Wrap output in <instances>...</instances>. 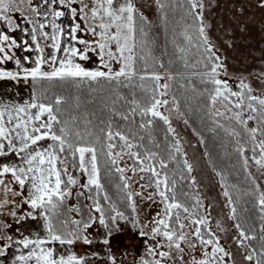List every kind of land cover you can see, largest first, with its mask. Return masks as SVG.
<instances>
[{
    "label": "snow or ice",
    "instance_id": "6c2138e0",
    "mask_svg": "<svg viewBox=\"0 0 264 264\" xmlns=\"http://www.w3.org/2000/svg\"><path fill=\"white\" fill-rule=\"evenodd\" d=\"M154 2L164 25L180 12L173 19V56L192 70L189 76L173 74L156 56L153 22L137 0H0V81L30 89L27 99L0 97V217L17 225L30 219L43 230L14 239L6 231L12 224L0 219V256L13 245L19 252L12 264H87L72 246L92 244L86 233L97 222L108 245L117 221L129 220L120 204L136 214L133 227L149 241L139 264H237L218 234L227 229L217 221L213 230L193 188V167L172 127L171 114L183 115L179 89L189 86L203 101L210 131L230 138L251 181L245 194L255 197L258 231L245 227L217 173L237 231L232 243L241 264H264V189L250 170L264 176V94L247 78L230 82L209 35L205 0ZM257 6L264 8V0ZM256 79L264 83V71ZM178 80L184 83L174 90ZM97 97L102 107L89 111ZM158 124L165 126L162 141L154 134ZM138 199L160 205L150 229L137 222Z\"/></svg>",
    "mask_w": 264,
    "mask_h": 264
},
{
    "label": "rangeland",
    "instance_id": "374dc122",
    "mask_svg": "<svg viewBox=\"0 0 264 264\" xmlns=\"http://www.w3.org/2000/svg\"><path fill=\"white\" fill-rule=\"evenodd\" d=\"M137 3L144 15L153 22L152 35L155 38V48L163 58V35L156 4L154 0H137ZM205 3L206 20L211 25L209 35L219 49L218 55L222 57L226 65L227 72L231 77L230 82L237 81L239 77L247 78L256 94H264V83L256 79V74L264 71V8L257 6V0H205ZM24 98H26V94H24ZM181 113L183 112L181 111ZM171 119L172 127L175 128L180 138L183 153L193 167L191 176L195 177L194 186L205 209L210 212L213 230L215 231L217 221H220L227 229L225 232L218 233L221 236V243L235 253L237 264H241L242 257L236 252L232 243V237L237 235V231L234 221L228 218L230 210L226 204V198L223 196L222 181L209 163L206 151L200 142V136L192 128L184 113L177 116L173 112ZM185 119L188 124L184 123ZM250 126H255L254 122H250ZM250 170L256 176L257 183L264 189V176L256 173L254 167ZM128 175L132 174L129 172ZM133 189L141 191L135 184H133ZM144 195L147 196L148 193L146 192ZM76 202L75 196L69 201L70 204ZM137 202L139 205L137 222L147 224L150 229L152 227L150 221L159 211L160 205L157 203L150 206V202L139 199ZM86 203L90 202L86 201ZM96 215L98 216V214ZM73 218L78 219L79 217L73 214ZM116 229L111 236L107 237L110 243L104 245L102 241L106 238L105 229L98 222L90 228L86 235L92 239L93 243L85 245L82 242V250L88 252L85 259L106 261L110 260L109 257L112 256L117 264H131L128 259L133 260V264H139L140 257L145 255V247L149 241L139 235V229L133 227L132 219L117 221ZM125 248H128L133 256L126 257L123 253Z\"/></svg>",
    "mask_w": 264,
    "mask_h": 264
},
{
    "label": "trees",
    "instance_id": "16d2710c",
    "mask_svg": "<svg viewBox=\"0 0 264 264\" xmlns=\"http://www.w3.org/2000/svg\"><path fill=\"white\" fill-rule=\"evenodd\" d=\"M180 12L177 11L174 16L169 17V22L167 25H164L160 20L159 13V22L163 35V44L164 48L162 50L163 61L166 67H169L173 74H182L184 76H189L192 73L191 69H182L181 63L175 60L173 56V44H172V29L178 27L173 23V19H178ZM167 52V55L164 53ZM155 54L157 57H161L158 54L157 49L155 48ZM173 59V65H168V60ZM184 83L182 80L174 82V90L179 89V85ZM193 83L196 85L197 89H201L203 86L199 84L198 80H193ZM75 92V89L71 90ZM89 97L87 93L84 94V99L87 100ZM178 98L181 101V111L184 113L185 117L188 119L192 128L196 133L203 139V147L206 151L207 158L209 163L218 173H222L225 177V181L229 187L233 198L236 200V206L238 208V214L241 220L246 219L245 227L255 226L259 229L260 220L258 210L253 207L255 203V197L251 195H246L251 188V181L245 179V174L241 168L242 161L238 157L237 153L234 151V144L228 136H226L222 131L212 132L210 131L214 125L207 119L206 109L204 108L203 101L198 97L197 93L191 91L189 86L186 89H179ZM89 111L99 110L102 106L99 102V97L96 98V103L94 105H86ZM84 110H80L81 112ZM105 118L107 117V112H104ZM164 127L162 124H158L154 134L159 140H163L164 136ZM186 177L188 174H185ZM191 176V174H190ZM192 177V176H191ZM220 180H221V176ZM105 183H107L105 181ZM187 187V184H186ZM196 191L195 186H193ZM109 194L113 196L114 200H118L119 197L116 193L114 185H108ZM197 192V191H196ZM90 202V201H89ZM105 204L107 202H104ZM120 210L125 211L129 215V219H132L134 213H131L130 209L124 207V205H118ZM247 209V211H243ZM79 219V218H78ZM256 243V242H254Z\"/></svg>",
    "mask_w": 264,
    "mask_h": 264
},
{
    "label": "crops",
    "instance_id": "0c3cea01",
    "mask_svg": "<svg viewBox=\"0 0 264 264\" xmlns=\"http://www.w3.org/2000/svg\"><path fill=\"white\" fill-rule=\"evenodd\" d=\"M2 27V25H0ZM16 37L21 36L19 32L14 34ZM9 68L13 67V65L9 64ZM26 89V90H25ZM29 88H26L22 83L20 85H15L12 82H3L0 81V97H3L4 99H16V100H22V99H27L29 95ZM19 92L20 95L16 96L15 93ZM24 94H26V98H24ZM19 198H17L18 200ZM0 219L6 220V222L12 224L11 229H7V234L12 235L14 239H20L22 238L20 236V232H23L24 235H28L31 238V235L33 232H40L42 233V225L39 222L32 221V220H27L26 222H23L21 225H17L14 223V221L11 219V217H0ZM19 229V231H17ZM5 241L0 240V247L4 245ZM22 247V246H20ZM57 247H59L57 245ZM72 250L77 253L79 256H83L86 258L88 256L87 251L82 250V241H79L75 243L72 246ZM25 252L27 251L26 249L24 250ZM19 255V252L17 251V246L13 245V247L6 249L5 255L0 256V264H12V261L14 258ZM87 264H111L110 260L106 261H101V260H87ZM117 264V262H116Z\"/></svg>",
    "mask_w": 264,
    "mask_h": 264
},
{
    "label": "built area",
    "instance_id": "2783aa9c",
    "mask_svg": "<svg viewBox=\"0 0 264 264\" xmlns=\"http://www.w3.org/2000/svg\"><path fill=\"white\" fill-rule=\"evenodd\" d=\"M124 255L126 257H130V256H133L132 252L128 249V248H125L124 251H123ZM130 261L131 264H133V260L131 259H128Z\"/></svg>",
    "mask_w": 264,
    "mask_h": 264
}]
</instances>
